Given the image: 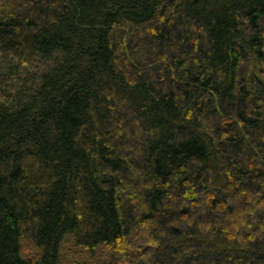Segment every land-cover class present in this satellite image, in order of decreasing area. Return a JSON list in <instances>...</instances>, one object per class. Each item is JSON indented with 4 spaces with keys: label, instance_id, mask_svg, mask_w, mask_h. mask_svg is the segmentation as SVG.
<instances>
[{
    "label": "trees",
    "instance_id": "1",
    "mask_svg": "<svg viewBox=\"0 0 264 264\" xmlns=\"http://www.w3.org/2000/svg\"><path fill=\"white\" fill-rule=\"evenodd\" d=\"M0 264H264V0H0Z\"/></svg>",
    "mask_w": 264,
    "mask_h": 264
}]
</instances>
